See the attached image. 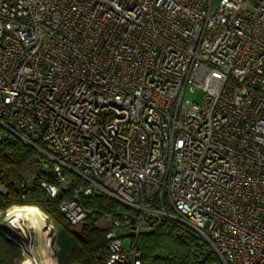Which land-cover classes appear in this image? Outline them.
<instances>
[{"label":"built area","instance_id":"2783aa9c","mask_svg":"<svg viewBox=\"0 0 264 264\" xmlns=\"http://www.w3.org/2000/svg\"><path fill=\"white\" fill-rule=\"evenodd\" d=\"M15 139L54 174L49 198L85 181L59 205L71 226L82 195L127 208L98 220L106 264H156L133 238L160 219L219 264H264V0H0V141ZM16 207L0 215L24 253Z\"/></svg>","mask_w":264,"mask_h":264},{"label":"trees","instance_id":"16d2710c","mask_svg":"<svg viewBox=\"0 0 264 264\" xmlns=\"http://www.w3.org/2000/svg\"><path fill=\"white\" fill-rule=\"evenodd\" d=\"M36 144L40 146L41 143ZM41 159L42 156L34 148L19 140L0 141V183L6 188V193L0 196V208L34 206L53 219L60 231V241L63 242L57 248L61 258L59 262L67 263L62 261L63 252L72 245L70 248H76L80 261L106 264L108 251L105 229L99 226L98 220L104 213L127 208L103 193L82 195L81 204L91 214L74 229L60 211L59 205L63 199L71 196L77 185L85 186L86 183L79 177H73L67 191H60L54 199L49 198L42 183L46 181L54 184L55 178L52 172L40 169ZM133 243L144 260L156 264H219L217 256L205 242L189 229L167 219L156 220L151 232L134 237ZM21 252L16 239L0 226V264H16Z\"/></svg>","mask_w":264,"mask_h":264},{"label":"rangeland","instance_id":"374dc122","mask_svg":"<svg viewBox=\"0 0 264 264\" xmlns=\"http://www.w3.org/2000/svg\"><path fill=\"white\" fill-rule=\"evenodd\" d=\"M200 96H201L200 93H196V94L187 93L185 95V97L188 99H193V98L199 99ZM66 176L69 179H71L74 175L70 172H66ZM40 212L42 214L40 213L39 215L38 213L37 214L35 213L36 216L34 215L35 217H33V222L35 223L37 228H35V231L31 232L29 237L30 241L33 242V244L35 243L34 245L37 251L35 253V256L37 257V261L35 264H63L61 261L59 262L61 258L57 252V248L63 244V242L60 241V236H58L59 235L58 232H60L59 229H57L58 225L57 228H55V223H53L52 221L49 222L41 210ZM3 217H4L3 215H0V226L5 228L6 226L4 224ZM78 224L72 227L76 229ZM49 228L53 229V231H50ZM15 235L19 237L21 236L25 244L29 246L28 240L24 238L22 234L17 235V233H15ZM127 245H128V238L125 239V247H127ZM71 246H67L66 249L64 250L63 254L65 256L63 255L64 260L62 258V261L67 262L66 264H86L85 262L80 261L78 259L79 256L76 252V248L75 247L70 248ZM29 253H30V249L28 247L27 250L25 249L24 253L21 252V257L18 259L16 264L21 263L23 259L29 255Z\"/></svg>","mask_w":264,"mask_h":264},{"label":"bare ground","instance_id":"6f19581e","mask_svg":"<svg viewBox=\"0 0 264 264\" xmlns=\"http://www.w3.org/2000/svg\"><path fill=\"white\" fill-rule=\"evenodd\" d=\"M11 216L7 218L8 224L14 229L19 231L23 235L24 238L28 240L30 253L27 257L23 259V261L19 264H35L37 261V257L35 256L36 247L35 243L30 241L29 237L32 231H35L37 226L33 222V217H35V213L40 215V210L34 206H21L16 207L11 211ZM42 214V213H41ZM35 215V216H34Z\"/></svg>","mask_w":264,"mask_h":264}]
</instances>
